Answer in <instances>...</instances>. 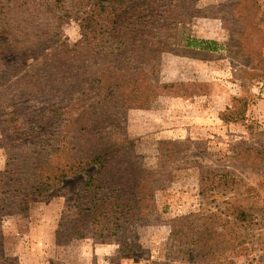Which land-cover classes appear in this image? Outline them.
I'll list each match as a JSON object with an SVG mask.
<instances>
[{"label":"trees","instance_id":"trees-1","mask_svg":"<svg viewBox=\"0 0 264 264\" xmlns=\"http://www.w3.org/2000/svg\"><path fill=\"white\" fill-rule=\"evenodd\" d=\"M158 1L175 2L29 0L33 32L25 46L30 54L20 48L15 34L14 15L25 4L0 0V66L9 59L17 67L30 58L27 70L22 63L18 67L25 74L14 82L12 114L0 112L1 132L11 143L7 168L0 172L6 180L0 195H7L10 206L23 212L28 199L52 191L57 195L64 190L65 180L87 173L62 211L56 230L59 244L81 239L106 244L115 239L130 252V230L157 218L152 171L137 165L123 120L129 109L147 107L159 88L150 78L155 68L148 65L154 59L144 52L150 49L152 30H159L155 21L164 18L153 9ZM66 4L81 27V38L72 45L49 31L52 18L41 17L43 13L55 16ZM206 42L202 44L211 43ZM193 85L164 83L160 89L175 88L172 93L185 96L193 93ZM32 100L42 105L35 109L31 104L28 113L22 111L24 102ZM233 101L223 115L225 121H235V115L243 119L248 101ZM241 154L254 167L264 163L262 146ZM263 184L261 178L243 172L201 169L199 194L215 208L207 214L199 210L170 219V254L165 262L154 264L172 260L189 264L185 257H192L191 264H207L208 256L211 264H219L225 251L247 244L256 231L264 230V201L258 192ZM0 264H16L2 254L1 246Z\"/></svg>","mask_w":264,"mask_h":264},{"label":"rangeland","instance_id":"rangeland-1","mask_svg":"<svg viewBox=\"0 0 264 264\" xmlns=\"http://www.w3.org/2000/svg\"><path fill=\"white\" fill-rule=\"evenodd\" d=\"M9 1L25 4L15 12V34L20 48L31 54L25 46L33 32L29 0ZM174 1H158L153 7L164 18L155 21L159 30H152L148 37L150 49L144 51L154 59L148 65L155 68L150 78L159 88L147 107L129 109L123 120L137 165L152 171L157 218L130 230V252L124 251L115 239L106 244L92 239L59 244L56 230L62 211L87 173L65 180L64 190L57 195L52 191L28 199L23 212H16L10 206L12 199L1 194L0 246L6 258H14L16 264L165 262L171 251L170 219L199 210L207 214L215 208L199 194L201 169L225 168L232 174L243 172L264 181L263 162L254 167L250 159L238 156L249 147L262 146L264 153V0ZM41 17L52 18L48 21L49 31L59 33L70 45L81 38L77 14L69 4L58 9L55 16L43 13ZM21 63V68L27 70L30 58ZM20 64L16 67L7 59L0 66V112L8 116L13 112L10 98L17 91L14 82L25 74L18 69ZM7 67L10 69L5 71ZM24 82L21 81L23 86ZM177 82L194 84L190 88L193 93L181 96L171 92L175 88L160 89L164 83ZM234 98L248 101L243 119L235 115V121H225L223 115L234 105ZM31 104L35 109L42 105L34 100L24 102L22 111L28 113ZM10 147L0 126V172L7 168ZM4 181L0 173L1 186ZM258 192L263 202L264 184ZM217 203L223 207L220 199ZM217 229L219 232L220 227ZM258 231L247 244L225 251L219 264H264V230ZM183 261L191 264L192 257ZM211 263L212 257L208 256L207 264ZM170 264L182 262L172 260Z\"/></svg>","mask_w":264,"mask_h":264}]
</instances>
